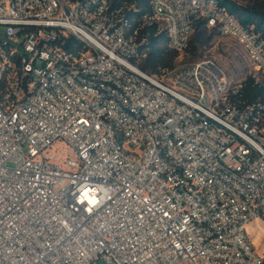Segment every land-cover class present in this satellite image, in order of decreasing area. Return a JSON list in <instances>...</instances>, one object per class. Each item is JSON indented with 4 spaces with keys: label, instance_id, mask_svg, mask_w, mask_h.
<instances>
[{
    "label": "built area",
    "instance_id": "obj_1",
    "mask_svg": "<svg viewBox=\"0 0 264 264\" xmlns=\"http://www.w3.org/2000/svg\"><path fill=\"white\" fill-rule=\"evenodd\" d=\"M152 8L180 56L201 20L264 78V38L219 0ZM130 29L108 0H0V264H264V111L212 60L143 72Z\"/></svg>",
    "mask_w": 264,
    "mask_h": 264
},
{
    "label": "trees",
    "instance_id": "obj_2",
    "mask_svg": "<svg viewBox=\"0 0 264 264\" xmlns=\"http://www.w3.org/2000/svg\"><path fill=\"white\" fill-rule=\"evenodd\" d=\"M114 9L122 10L131 22L130 34L136 37L140 43L143 38H148L149 43L144 45L132 62L143 72L150 76L161 77L164 72L175 67L168 61L163 43L167 45L173 59L180 54L170 47V37L166 29L161 31L158 23H152L154 13L152 0H108ZM222 6L227 7L238 21L264 38V0H255L252 6L240 7L231 0H219ZM197 31L206 29L205 23L196 20ZM193 41L190 42V51ZM187 51V52H188ZM240 93L236 99L242 104L254 106L259 111H264V84L258 82L252 76L240 86ZM264 220V217L262 218Z\"/></svg>",
    "mask_w": 264,
    "mask_h": 264
},
{
    "label": "rangeland",
    "instance_id": "obj_3",
    "mask_svg": "<svg viewBox=\"0 0 264 264\" xmlns=\"http://www.w3.org/2000/svg\"><path fill=\"white\" fill-rule=\"evenodd\" d=\"M240 7L252 6L255 0H231ZM152 23H158L161 31L165 26L157 20ZM193 47L190 51L173 59L167 45L163 43L168 61L177 66L180 63H195L201 60H212L221 69H223L233 86H240L247 78L253 77L258 82L264 84V78L257 73L253 64L249 60L242 46L232 38L222 36L218 31L208 28L197 31L193 38ZM47 156L61 165L65 170L70 171L68 160L78 161V155L63 141H58L54 147L47 152ZM247 235L255 252L264 258V220H258L250 224L247 228Z\"/></svg>",
    "mask_w": 264,
    "mask_h": 264
}]
</instances>
